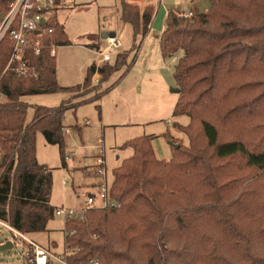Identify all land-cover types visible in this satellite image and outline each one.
Listing matches in <instances>:
<instances>
[{"label": "trees", "instance_id": "1", "mask_svg": "<svg viewBox=\"0 0 264 264\" xmlns=\"http://www.w3.org/2000/svg\"><path fill=\"white\" fill-rule=\"evenodd\" d=\"M12 1L0 0V14ZM118 1L120 22L135 37L145 35L154 6ZM208 2V13L193 18L167 11L158 39L163 59L179 58L172 117L188 118L176 126L188 146L172 147L166 162L156 158L152 137L124 144L132 156L112 171L110 187L118 206L64 222V233L72 232L64 237L68 264L92 258L99 264H264V0ZM45 27L52 31L46 44L71 45L56 13ZM11 49L6 36L0 43V222L24 235L42 234L55 209L50 169L36 160V134L58 147L66 166L65 112L98 102L116 83L99 87L126 66L129 52L117 54L113 65H90L82 84L61 87L49 50L24 53L37 73L24 78L5 71ZM91 89L95 96L79 100ZM56 93L72 96L57 108L33 106L26 121L24 97Z\"/></svg>", "mask_w": 264, "mask_h": 264}, {"label": "rangeland", "instance_id": "2", "mask_svg": "<svg viewBox=\"0 0 264 264\" xmlns=\"http://www.w3.org/2000/svg\"><path fill=\"white\" fill-rule=\"evenodd\" d=\"M126 1H137L134 4L143 7L154 6L155 18L145 35L135 37L133 27L120 22L118 0H68L65 8L57 12V19L71 43L70 46L56 49V76L61 87L82 84L90 65H105L98 54L107 46L102 38L104 35L115 34L120 43L119 49L110 53L108 64H114L117 54L129 52L126 66L130 67L125 72L124 66L99 87L102 91L116 83L98 102L81 104L74 111L65 112L63 135L66 166L62 165L58 147L47 144L40 133L36 134V160L50 169V205L55 210L83 208L88 194L95 193L90 186L100 180L94 176L91 166L99 152L98 139L101 140L110 187L112 171L124 159L132 156V150L124 147L128 141L152 137L156 158L166 162L172 157L169 141L173 145L188 146L187 138L176 130L177 125L186 126L188 118L172 117L178 100L172 76L175 62L162 58L158 39L167 11L188 12L198 8L199 13H203L207 4L202 0ZM96 85L92 79L91 87ZM97 92L91 89L79 100L95 96ZM70 96L68 93H56L24 97L29 105L26 121L32 119L33 106L57 108ZM168 134L170 140L165 137ZM25 236L56 257L64 254V220L60 217L54 215L45 233ZM8 242L13 247L0 252V264H20L24 250L22 241L14 239L9 230L0 225V246Z\"/></svg>", "mask_w": 264, "mask_h": 264}, {"label": "built area", "instance_id": "3", "mask_svg": "<svg viewBox=\"0 0 264 264\" xmlns=\"http://www.w3.org/2000/svg\"><path fill=\"white\" fill-rule=\"evenodd\" d=\"M68 0H13L8 6L5 13L1 14L0 20V43L8 36L12 42V53L5 71L11 69L18 77L37 78L34 68L28 66L27 60L24 59V53L32 50L35 56L40 54V50H49L50 56L56 55V49L59 47L55 42L45 43L46 37L50 36L52 31L45 26L49 24L50 17L58 10L65 8ZM59 3V4H58ZM179 16L193 18V11L177 12ZM43 22V23H42ZM106 49L98 53L102 63H108L111 60L110 53L118 50L120 43L111 34L104 38ZM178 57L172 58L173 62L178 61ZM4 96L0 92V102ZM99 147L98 155L93 160L92 171L94 176L99 178L95 186V193H90L85 199L84 207L79 209H56L54 215L64 220L72 219L79 216L80 213L88 209H107L118 206L117 202L110 197V186L107 184L106 164L101 150V140H97ZM1 155V149H0ZM1 158V157H0ZM4 228L9 230L14 239H20L23 243L24 250L20 264H68L63 256H54L49 250L39 246L34 241L28 239L24 234L18 232L10 225L0 222ZM71 236L72 232L64 233ZM13 247V245H12ZM83 264H99L98 258L89 259Z\"/></svg>", "mask_w": 264, "mask_h": 264}, {"label": "crops", "instance_id": "4", "mask_svg": "<svg viewBox=\"0 0 264 264\" xmlns=\"http://www.w3.org/2000/svg\"><path fill=\"white\" fill-rule=\"evenodd\" d=\"M202 2L204 3V2H206V4H207V7H206V9L204 10V12L203 13H199V9L197 8H195V9H190L189 11H193L194 12V14L196 15H204V14H206L208 11H209V2H208V0H202ZM132 3H137V1L136 2H132ZM140 7L142 8L143 6H141L140 5ZM188 11V12H189ZM167 13V12H166ZM165 16H166V14H165ZM154 18H155V10H154V15H153V20H154ZM153 20H152V22H153ZM163 30V29H162ZM55 57H56V55H55ZM86 75V74H85ZM93 79H94V82H97V80H98V76L97 75H95L94 77H93ZM69 95H71V94H69ZM72 96V95H71ZM70 96V97H71ZM23 101H24V99H23ZM169 146H170V148L172 149V146L169 144ZM96 184H98V183H95V184H92L90 187L94 190L95 189V186H96ZM95 185V186H94Z\"/></svg>", "mask_w": 264, "mask_h": 264}, {"label": "water", "instance_id": "5", "mask_svg": "<svg viewBox=\"0 0 264 264\" xmlns=\"http://www.w3.org/2000/svg\"><path fill=\"white\" fill-rule=\"evenodd\" d=\"M2 19V15L0 14V20ZM43 23V22H42ZM106 37V35H104L102 38L104 39ZM169 144L173 147L176 148L178 145H173L170 141ZM12 248V244L11 243H5L4 245L0 246V252H4L7 251L9 249Z\"/></svg>", "mask_w": 264, "mask_h": 264}]
</instances>
